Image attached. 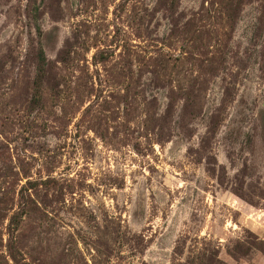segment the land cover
I'll return each mask as SVG.
<instances>
[{
    "label": "rangeland",
    "instance_id": "1",
    "mask_svg": "<svg viewBox=\"0 0 264 264\" xmlns=\"http://www.w3.org/2000/svg\"><path fill=\"white\" fill-rule=\"evenodd\" d=\"M0 264H264V0H0Z\"/></svg>",
    "mask_w": 264,
    "mask_h": 264
}]
</instances>
